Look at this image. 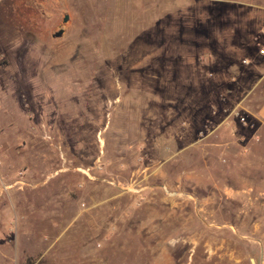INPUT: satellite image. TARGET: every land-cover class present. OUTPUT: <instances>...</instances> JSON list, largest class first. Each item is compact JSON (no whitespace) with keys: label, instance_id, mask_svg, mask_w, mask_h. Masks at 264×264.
<instances>
[{"label":"rangeland","instance_id":"1","mask_svg":"<svg viewBox=\"0 0 264 264\" xmlns=\"http://www.w3.org/2000/svg\"><path fill=\"white\" fill-rule=\"evenodd\" d=\"M260 47L264 0H0V264H264Z\"/></svg>","mask_w":264,"mask_h":264},{"label":"water","instance_id":"2","mask_svg":"<svg viewBox=\"0 0 264 264\" xmlns=\"http://www.w3.org/2000/svg\"><path fill=\"white\" fill-rule=\"evenodd\" d=\"M66 19H67V15H64L63 18H62V21H65ZM61 33H62V29H59V30H57L56 32H54V33L52 34V36H54V37H58V36L61 35Z\"/></svg>","mask_w":264,"mask_h":264},{"label":"built area","instance_id":"3","mask_svg":"<svg viewBox=\"0 0 264 264\" xmlns=\"http://www.w3.org/2000/svg\"><path fill=\"white\" fill-rule=\"evenodd\" d=\"M258 53L259 54H263L264 53V49L262 47L258 48Z\"/></svg>","mask_w":264,"mask_h":264}]
</instances>
